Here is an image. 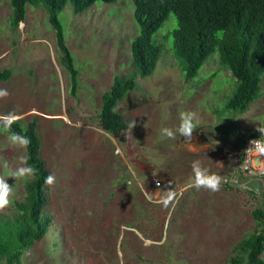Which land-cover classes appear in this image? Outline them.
Returning <instances> with one entry per match:
<instances>
[{
  "label": "rangeland",
  "instance_id": "374dc122",
  "mask_svg": "<svg viewBox=\"0 0 264 264\" xmlns=\"http://www.w3.org/2000/svg\"><path fill=\"white\" fill-rule=\"evenodd\" d=\"M132 0L97 1L74 14L59 13L65 42L74 57L78 84L71 91L59 59L54 32L43 7L27 5L16 30L8 26V0H0V119L27 124L35 119L40 157L50 175L46 185L47 234L28 249L22 264H226L234 246L251 234V212L260 206L247 189L232 186L212 193L189 188L192 164L228 179L223 158L241 153L250 136L264 140V75L260 96L244 113L225 108L236 80L220 65L218 52L187 81L173 51L174 14L154 34L161 54L152 75L137 77L136 87L117 105L134 127L113 136L98 126L101 96L115 76L134 72L130 43L138 35ZM196 113L191 144L175 130L180 113ZM25 166L23 145L0 132V178L12 188L13 202L25 196L29 177L14 176ZM159 181L158 198L153 181ZM230 186V185H229ZM178 191L166 200L165 191ZM156 193V191H155Z\"/></svg>",
  "mask_w": 264,
  "mask_h": 264
},
{
  "label": "trees",
  "instance_id": "16d2710c",
  "mask_svg": "<svg viewBox=\"0 0 264 264\" xmlns=\"http://www.w3.org/2000/svg\"><path fill=\"white\" fill-rule=\"evenodd\" d=\"M97 1L113 4L117 0H8L11 10L8 26L11 30H16L24 21L27 5L45 9L72 92L77 87L79 71L66 45L59 13L69 4L74 14H80ZM132 2L133 19L138 27V35L129 48L134 72L127 77L115 76L109 89L102 94L98 126L103 131L116 136L131 129V125L118 113L117 105L135 89L137 77L146 78L154 72L161 48L153 36L171 12L177 22V29L173 32V51L187 81L194 79L208 57L217 51L220 65L236 80L225 108L244 113L260 96L264 75V0ZM11 76V69L1 70L0 83L8 81ZM113 109L116 111L113 112ZM37 127L35 119L25 125L19 121L0 119V132L10 138L16 133L29 139L30 143L23 146L25 166L37 170L35 176H30L24 184L23 200L13 202V214L0 215V264H22L24 253L42 240L51 223V218L44 211L48 199L45 179L50 172L40 157L41 141ZM256 138L250 136L240 142L241 151L248 140ZM240 157L243 161V154ZM225 187L233 188L229 185ZM247 192L253 198L258 196L260 202L259 208L251 212L255 228L234 246L233 256L226 264H264L261 260L264 252V193ZM258 230L261 231L258 233Z\"/></svg>",
  "mask_w": 264,
  "mask_h": 264
},
{
  "label": "clouds",
  "instance_id": "9594fccd",
  "mask_svg": "<svg viewBox=\"0 0 264 264\" xmlns=\"http://www.w3.org/2000/svg\"><path fill=\"white\" fill-rule=\"evenodd\" d=\"M21 25V24H19ZM8 95L6 89H0V98H4ZM116 109H113L115 112ZM196 120V113L190 111H184L180 113V123L179 126L172 130L170 128H163L162 133L169 139H176V135L179 134L182 137L186 144H191L193 140V132L196 128L194 121ZM135 123L131 125L133 128ZM261 134H264V129H258ZM12 141L19 142L23 146H27L30 141L27 137L20 136L16 133L11 135ZM254 149L260 155H264V142L259 140L253 141ZM237 168V167H236ZM238 169V168H237ZM36 169L33 167H22L13 175L19 178H27L30 176H35ZM193 179L189 182L188 187L194 188L197 191L204 189L212 193H216L221 190L222 178L215 174L211 173L209 169L201 166L199 161H194L192 164ZM54 183V177L49 175L45 179L46 185H52ZM12 195V188L6 182L5 179L0 178V211H3L11 203L10 196Z\"/></svg>",
  "mask_w": 264,
  "mask_h": 264
},
{
  "label": "built area",
  "instance_id": "2783aa9c",
  "mask_svg": "<svg viewBox=\"0 0 264 264\" xmlns=\"http://www.w3.org/2000/svg\"><path fill=\"white\" fill-rule=\"evenodd\" d=\"M256 140L264 142V140L260 139L248 140L243 149V161H241L240 165L237 168L242 173L243 177H247L249 179H258L264 186V155H260L255 151L253 141ZM222 183L224 184V186H238L236 181L231 177H228V179L225 178ZM153 186L156 193L155 191H153L151 192V195H153V197L155 198H158V189L162 187L161 183L154 180ZM262 228H264V223L262 225ZM260 231L261 230H258V233Z\"/></svg>",
  "mask_w": 264,
  "mask_h": 264
},
{
  "label": "water",
  "instance_id": "95a60500",
  "mask_svg": "<svg viewBox=\"0 0 264 264\" xmlns=\"http://www.w3.org/2000/svg\"><path fill=\"white\" fill-rule=\"evenodd\" d=\"M227 176L232 177L238 186L244 187L255 194L264 193V186L260 180L243 177L234 164H231V170L227 173Z\"/></svg>",
  "mask_w": 264,
  "mask_h": 264
},
{
  "label": "flooded vegetation",
  "instance_id": "af4514ba",
  "mask_svg": "<svg viewBox=\"0 0 264 264\" xmlns=\"http://www.w3.org/2000/svg\"><path fill=\"white\" fill-rule=\"evenodd\" d=\"M243 152V151H242ZM234 153L231 155H228L226 157L223 158V168H224V173H228L231 170V164H234L236 167H238L241 163V154L243 153ZM232 178V177H231Z\"/></svg>",
  "mask_w": 264,
  "mask_h": 264
},
{
  "label": "crops",
  "instance_id": "0c3cea01",
  "mask_svg": "<svg viewBox=\"0 0 264 264\" xmlns=\"http://www.w3.org/2000/svg\"><path fill=\"white\" fill-rule=\"evenodd\" d=\"M177 192L178 191H176V190H174L173 192L172 191H169V192L165 191L164 193H165L166 200L169 199V198H173L176 195ZM261 260L264 263V252L261 255Z\"/></svg>",
  "mask_w": 264,
  "mask_h": 264
}]
</instances>
